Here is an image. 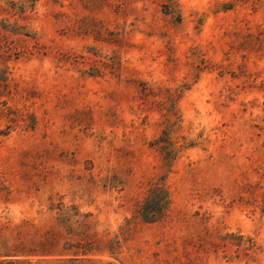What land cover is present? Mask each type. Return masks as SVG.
I'll list each match as a JSON object with an SVG mask.
<instances>
[{"label":"rangeland","instance_id":"374dc122","mask_svg":"<svg viewBox=\"0 0 264 264\" xmlns=\"http://www.w3.org/2000/svg\"><path fill=\"white\" fill-rule=\"evenodd\" d=\"M0 264H264V0H0Z\"/></svg>","mask_w":264,"mask_h":264},{"label":"trees","instance_id":"16d2710c","mask_svg":"<svg viewBox=\"0 0 264 264\" xmlns=\"http://www.w3.org/2000/svg\"><path fill=\"white\" fill-rule=\"evenodd\" d=\"M164 194L162 188L159 187H154L149 191L140 209L141 218L144 222L153 223L162 214L161 196Z\"/></svg>","mask_w":264,"mask_h":264}]
</instances>
